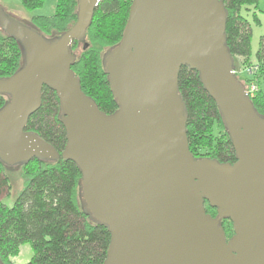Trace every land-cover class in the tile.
<instances>
[{
	"label": "water",
	"instance_id": "water-1",
	"mask_svg": "<svg viewBox=\"0 0 264 264\" xmlns=\"http://www.w3.org/2000/svg\"><path fill=\"white\" fill-rule=\"evenodd\" d=\"M98 3L77 0L75 23L48 37L0 8V28L22 54L0 78L1 164L74 162L81 208L109 232L102 264H264V116L235 76L222 0H131L121 40L102 56L117 105L110 114L71 70V45L84 40ZM181 67L198 74L215 103L234 162L190 152ZM43 87L58 98L60 153L24 131ZM222 220L231 223L229 239Z\"/></svg>",
	"mask_w": 264,
	"mask_h": 264
},
{
	"label": "trees",
	"instance_id": "trees-1",
	"mask_svg": "<svg viewBox=\"0 0 264 264\" xmlns=\"http://www.w3.org/2000/svg\"><path fill=\"white\" fill-rule=\"evenodd\" d=\"M259 0H222L227 12L226 46L233 58L235 76L245 88L247 78L236 74L240 69L256 66L253 80L258 91L250 99L259 115L264 116V35L251 58V23L242 9L252 7L251 19L257 22ZM28 11L40 8L44 0H20ZM131 0H99L84 43L87 48L71 52L75 60L71 70L79 80L81 91L105 113L117 109L102 66L103 54L121 40ZM77 0H55L51 16H34L29 24L44 36L68 30L76 21ZM248 11V9L246 8ZM17 42L0 36V78L12 75L21 64ZM178 93L187 113L186 135L195 158H209L220 163L235 161L233 147L213 100L200 84L198 74L181 67ZM7 101L0 95V108ZM59 102L53 90L43 87L41 104L26 123L25 132H33L51 144L59 153L65 145V131L58 119ZM24 185L13 204L0 201V262L12 264L22 244H29L32 256L25 264H102L109 244V232L96 224L82 210L79 198L80 172L70 160L54 162L36 158L21 166ZM4 166L0 162V191L6 185ZM209 212V207L206 206Z\"/></svg>",
	"mask_w": 264,
	"mask_h": 264
},
{
	"label": "rangeland",
	"instance_id": "rangeland-1",
	"mask_svg": "<svg viewBox=\"0 0 264 264\" xmlns=\"http://www.w3.org/2000/svg\"><path fill=\"white\" fill-rule=\"evenodd\" d=\"M0 8L11 18L24 25H29L30 18L34 16H51L55 8V0H44L43 5L35 10H25L20 3V0H0ZM248 9V11L246 10ZM242 9V15H246L251 23V58L258 48L259 38L264 35V0H259L257 4L256 17L257 22H253L251 19L252 7H246ZM3 31L0 28V36L3 35ZM76 52L82 51V44L76 46ZM255 71V70H254ZM242 75V70L238 71ZM253 72V77H254ZM248 82V81H247ZM258 87V85H257ZM262 91L264 93V81L262 82ZM4 177L6 178L7 186L4 185L0 191V201L4 205L10 207L24 185L23 169L20 165L16 166H4ZM32 256V251L29 244H22L16 255L10 257L12 264H25Z\"/></svg>",
	"mask_w": 264,
	"mask_h": 264
},
{
	"label": "built area",
	"instance_id": "built-area-1",
	"mask_svg": "<svg viewBox=\"0 0 264 264\" xmlns=\"http://www.w3.org/2000/svg\"><path fill=\"white\" fill-rule=\"evenodd\" d=\"M256 69V66L246 67L242 69V75H245L248 82H245V92L249 98L253 97L258 91L256 82L253 80V72ZM238 75H240L237 71Z\"/></svg>",
	"mask_w": 264,
	"mask_h": 264
},
{
	"label": "flooded vegetation",
	"instance_id": "flooded-vegetation-1",
	"mask_svg": "<svg viewBox=\"0 0 264 264\" xmlns=\"http://www.w3.org/2000/svg\"><path fill=\"white\" fill-rule=\"evenodd\" d=\"M80 44H82V46L84 47L85 43H84V41L77 42V46H79ZM83 50H85V49L83 48ZM208 213L211 214L212 216L216 215L215 210L212 208L209 209ZM221 225H222L223 230L225 231V235H226L227 239H229L233 235L231 223L228 220H222Z\"/></svg>",
	"mask_w": 264,
	"mask_h": 264
}]
</instances>
